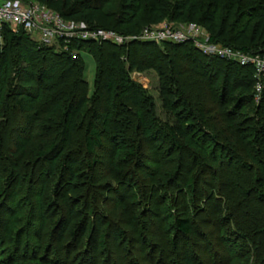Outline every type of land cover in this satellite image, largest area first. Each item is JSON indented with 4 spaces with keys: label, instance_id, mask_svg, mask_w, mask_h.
Returning a JSON list of instances; mask_svg holds the SVG:
<instances>
[{
    "label": "rangeland",
    "instance_id": "1",
    "mask_svg": "<svg viewBox=\"0 0 264 264\" xmlns=\"http://www.w3.org/2000/svg\"><path fill=\"white\" fill-rule=\"evenodd\" d=\"M8 1L37 3L32 0ZM103 1V11L110 15L111 20L117 21L116 31L99 28L95 25L89 27L81 19L70 21L83 24L82 27L87 30L102 29L122 35L124 38L136 36L137 33H141L147 28H158L165 23L179 25L183 28L190 24L175 20L172 11L175 2L183 3L185 0H171L167 3L163 0ZM187 1L204 10L216 11L215 25L217 29L220 30L227 22L231 38L248 27L250 32L247 35L249 39L247 43L229 41L227 45L233 46L232 48L238 51L242 46L249 48L257 46L262 50L259 55L264 56L262 44L257 45L256 42L252 45L249 44L256 23L253 15L264 14V0ZM129 5L136 9V16L131 23H125L123 22L126 21L125 15L122 11ZM151 6L161 12V15L167 14L168 17L158 23H153L150 19L154 16H148ZM227 7L234 8L233 15L228 20H226ZM155 17H159V15ZM202 29L205 32L204 37H210L208 30L205 27ZM92 48V46L84 47L79 52L84 62L82 76L87 84L88 100L83 107L87 110L92 107L91 98L97 71L95 58L91 54ZM56 50L65 51L58 47ZM10 51L12 52L10 54L14 53L17 59L15 64L9 66L10 71L5 82L7 87L15 82L14 79H11L14 76L12 73H15L14 69L11 72L12 68H17L19 79L22 73L34 70L38 65V60L31 61L30 56L32 55L25 45L11 47ZM5 52L0 48V56L2 55L0 57V79L3 74L1 58L7 54ZM141 57L142 55L138 54V57L134 59V61L140 62V69H133L129 73V77L140 87L143 100L151 99L153 106L146 105L147 110H144L145 105L141 104L140 96L138 100L140 107L143 108L130 110L139 116L141 114L144 117H154L161 125H173L180 122L185 127L189 126V137H193L199 147L204 148L208 153L201 154L187 138L179 139L178 145L181 147L179 151L168 140L160 141L158 138L155 142L148 141L140 131H133L132 135L128 134L136 125V115L131 117L128 115L130 111H126L128 108L117 106L120 100L114 90L108 101L104 99L100 102L102 107L100 113L102 115L110 114L109 116L113 118L115 116L118 124L113 135H116L114 139H107L108 133L112 135L114 130L109 129V126L105 130L102 121L95 124L104 142L102 151L97 152L92 162L84 155L86 152L82 143L84 129L80 128L72 134L73 141L78 144L74 156H78L79 162L71 173L73 175L71 181L68 179L69 172L64 167L67 163L66 159L61 158L55 163L51 159L52 167L48 169L45 164L47 160L44 162L37 157L38 152L51 140H54L55 143H62L64 128H61L66 120L63 118V109L60 105L50 109L51 105L46 102L43 104V101L48 98L39 101L38 97L41 95V90H39L37 97L34 98L33 106H29L26 102L23 107L24 111L19 112L14 109L10 114V123L3 131L8 139L5 137L3 151L0 154L2 169L0 173L5 177H2V186L5 185V191L14 192L13 203L7 202V205L11 209L10 214L16 213L17 207L20 208L18 215L23 225L21 229L26 228V232L25 235L23 234L24 237L22 235L21 241L17 242L21 229L16 231V238H13V241H16L15 244L12 243V240L8 241L4 229L9 226L10 214L0 212V264H188L187 262L190 264H251L248 262L250 257L244 251L246 248L226 245L221 242L220 237L223 235V231L220 230L224 225L220 224V220L223 212L217 211L214 204L209 203L211 207H206L203 203L198 202L199 207L195 209L197 217L194 216L192 220L193 234L187 238L175 235L170 228L172 224L169 218L171 203L169 200L166 201L164 192V189L169 190L173 194V198L176 199L180 197V189L184 187L185 183L189 179H194L197 193L208 195L213 187L216 188L223 181H233L238 188L231 192L225 188L223 191L226 195L235 196L238 191L246 192L244 194L246 199L241 200L240 204L238 202L242 198L237 200L236 208L232 210L234 215L246 221L253 218L256 219L257 225H264V130L260 134L259 140L254 141L253 134L251 136L252 128L259 129L258 125L256 127L254 124L255 118H253L256 114L257 103L246 105L244 108L236 105V99L247 97L251 94V90L236 87L229 89V86L225 89L222 85V76H219L215 81L216 76L212 70L209 71V74L215 79L211 82V86L208 85V93L206 89L203 92H198L197 106L192 107L168 93L163 94L159 89L160 76L154 68H143ZM120 59V62L110 61L109 67L115 69L121 63L120 66L127 70L128 64L125 62L124 56ZM131 61L132 59H129L128 63ZM194 66L195 64H184V67L198 71L193 68ZM52 68L49 67V71ZM55 69L56 67L53 70ZM219 69L223 71V65H219ZM52 74L53 71L50 72V75ZM200 79L204 81L202 77L196 78L198 81H201ZM7 87H5L6 90ZM56 90L60 91L59 98L63 91L60 88H56ZM49 94V92L46 93L48 96ZM84 116L86 118V114ZM32 117L36 118V121L30 125L28 119H32ZM2 120L0 109V121ZM214 123L215 125L218 123V126H213ZM233 125H239L240 131H244L238 132L239 141L232 137L231 126L233 127ZM259 125L264 129V123ZM22 127V137L12 141L18 128L20 130ZM57 130L58 132H56ZM27 131L28 135H25ZM117 135L121 137L119 136V138ZM131 136L134 139H139L141 152L135 163L136 169L133 170V175H130L131 178L126 183H138L139 185L142 183L145 187L141 193V203L134 205L129 202L128 193L123 188L121 194L108 193L112 191L111 187L119 185L114 177L121 158L116 146L118 143L126 142ZM202 136L203 139H198ZM227 136L230 138L227 139ZM15 141L25 142L17 156L13 154V142ZM259 153L260 155H258ZM252 156L254 157L252 158ZM88 164L91 165V168H88ZM32 168L30 188H27V180L30 176L28 173ZM142 170L153 173V179H146ZM10 183H16V185L10 186ZM231 187L234 188L232 185ZM52 191H58L56 198ZM49 193H51L50 196ZM4 197L1 200L6 199ZM89 204L96 207L103 220L100 222L97 220L98 223L95 222L92 225L86 224L84 234L80 231L79 233L82 235L80 234L81 236L74 240L71 230L78 224L82 225ZM138 212L141 214L139 217L137 216ZM106 221H109V226L106 225ZM104 234H106L105 240L101 237ZM91 235V242L88 243V238ZM227 251H230V254ZM238 255L243 258L239 259ZM184 256L187 257V262L183 259ZM226 256H228L227 259Z\"/></svg>",
    "mask_w": 264,
    "mask_h": 264
},
{
    "label": "trees",
    "instance_id": "2",
    "mask_svg": "<svg viewBox=\"0 0 264 264\" xmlns=\"http://www.w3.org/2000/svg\"><path fill=\"white\" fill-rule=\"evenodd\" d=\"M32 1L45 5L47 8L58 13L65 20L81 19L89 27L95 25L99 28H106L113 31H116V28L118 27L116 25L117 21L111 20L110 15L103 11V0ZM163 1L167 3L171 0ZM173 6L174 7L172 11L174 12L175 20L205 27L210 34L209 41L212 43H219L224 46L233 47L227 45V42L244 41L247 43L249 40L247 35L250 30L248 27L241 30L240 34L238 33L234 36V38H231L230 33H228L229 31L227 22L220 30H218L215 25L216 11L213 12L210 10H204L196 4L189 3L187 0H185L183 3L175 2ZM233 12L234 8L227 7L226 20L232 17ZM122 13L125 15L126 19V21L123 22L131 23V21L136 16V9H134V6L132 7L129 5L128 8L122 11ZM151 15L154 16L152 19H150V21L153 23H158L168 17L167 14L161 15V12H159L153 6L149 7L148 10V16L150 17ZM156 15H159V17H155ZM253 18L256 20V23L252 31L251 43L249 44L252 45L256 42L257 45L262 44L264 47V14L253 15ZM109 25L111 26L109 27ZM20 44L26 46L30 55H32L30 56L31 61L38 60V65L34 70H27L22 73L19 79V72L17 73V68H12L11 72H13L14 69L15 73H12L14 76L11 79H14L13 81L15 82L12 83L10 87H7L5 82L10 71L9 66L15 64L17 59L14 53L10 54L12 53L10 50L11 47H15ZM89 46L93 47L91 54L95 58L97 71L94 82L93 96L91 98V104L93 108L91 107L87 110L83 107L88 100L87 84L82 76L84 62L80 57L79 52L82 48ZM0 48L4 50V52L6 51L5 53H7L3 58H1L3 74L0 79V109L3 120L0 121V154L3 151L6 137L5 134H3V131L10 123V114L14 111V109L18 110L19 112L24 111L23 107L26 102L29 106H33L34 98L37 97L38 91L41 90V95L38 97L40 98L39 101H42L43 98H48L47 100L43 101V104L46 102L48 105H51L50 109L60 105V107L63 109V118H66V120H64V125L61 128H64L62 132V143H55L54 140H51L50 143L46 144V146L38 152L37 157L40 160H44V162L47 160V163L45 164L48 169L52 167V163L50 162L51 159H53V163L60 161L61 158L66 159L67 163L64 167L68 170V179L71 181L73 180V175L71 173L79 162L78 156H74V154L77 152L78 144L73 141L72 134L80 128L84 129V136L82 140L86 151L84 155L90 158V160L93 162V158L96 157L97 152L102 151L104 142L102 140V135L96 129L95 124L102 121L105 130L110 127L109 129L112 131L118 124L115 116L113 118L109 116L110 114L102 115L100 113V110H102L100 102L104 101V99L108 101V99L113 94V91L116 90V93L119 96L118 99L120 100L117 106H125L128 108L126 111H130L128 112V115L131 117L135 114L134 111L132 112L131 110H134V108L140 109L142 107H140V101H142L141 104L143 103L145 105L144 110H147L146 105H148V107L153 106L151 99L143 100L140 87L131 81L129 77V73L133 69H140V62L137 60L134 61V59L138 57V54L142 55L141 58L143 60L141 61V64L143 65V68H154L157 71L158 75L160 76L159 89L163 94L168 93L171 96L178 98V100L184 104L188 103V105L192 107L197 106L196 96L198 92H203L206 89V92L208 93V85L211 86V82H213L215 79V77L212 78V76L209 74V71L212 70H214L213 73L214 76H216L215 81L219 76H222V85L225 89L229 86V89L230 87H236L242 88L244 90H251V94L247 97L236 99V105L237 107L244 108L246 105L257 103L256 114L253 118H255L254 124L256 127L258 125L259 129L252 128L251 136L253 134V140H259L260 134H262L264 130L263 127L259 125L264 123V86L261 93L256 98V93L254 90L256 82L254 79V69L252 67H243L236 63L222 60L214 56H206L194 48L191 43H164L161 45H156L153 43L134 41L128 43L126 46H117L110 43L98 44L94 42L73 41L70 45H68L65 51H62L56 50L55 47L44 46L31 40L30 37L23 31L13 32L5 27L2 32V43ZM240 49L241 50L239 51L255 55L262 53V50H260L261 48L257 46L251 48L248 46H242ZM119 53L120 55L118 56ZM121 55L124 56L125 62L128 64V69L125 70L124 67L120 66L121 63L117 65L115 69L109 67L110 61L120 62V58L122 57ZM24 57L28 59L26 55H24ZM129 59H132V61L128 63ZM190 59H192V61H190ZM144 60L145 62H143ZM186 63L195 64L193 68H196L198 71H192L191 69L184 67V64ZM219 65H223V71L219 69ZM49 67H53L51 70L53 71L52 75H50L51 71H49ZM55 67L56 69L53 70ZM197 77H202L204 81L201 79V81L196 80ZM5 87L8 89L6 90ZM56 88H60L63 91L59 98L58 95L60 94V91L56 90ZM47 92L50 93L49 96L46 95ZM85 114L86 118L84 116ZM135 115L136 125L133 130L131 129V131L128 132V134L132 135L133 131H140L143 136L145 135V139L148 141L152 140L155 142L158 140V138H160V141L165 139L168 140L172 146H174L179 151L181 149V147L178 145L179 139L187 138L190 144L194 148H197L201 154L205 155L208 153L204 148L199 147L197 141L193 137H189V126L185 127V125L180 122H177L173 125H161L158 121H156V119H154V117H144L141 114L140 116L137 114ZM28 121L31 125L34 121H36V118H29ZM213 126H218V123L217 125L214 123ZM231 128L233 129V131H231L233 134L232 137H234L236 141H239L240 135L238 132L242 133L244 131H240L241 128H239V125H233ZM22 129L23 127L20 130L18 128V131H16L17 133L13 136L14 139L12 141L22 137ZM56 132H58V130ZM114 132H116V130L113 131L112 135L108 133L107 139H114V136L116 135H113ZM117 133L119 132L117 131ZM11 134H13L12 131ZM25 135H28V131L25 132ZM117 136L119 137L120 135ZM6 138L8 139V137ZM228 138L230 137L227 136V139ZM198 139H203V136ZM138 140L139 139H134V137L131 136V138H128L126 142H122V144L118 143V146H116V148L119 149L121 158L119 161V167L114 172V177L119 185L115 187L110 186L112 191L108 192L113 194H121V191L123 192V190H125L128 193L127 195L131 205L141 203V193H143L145 188L142 183L140 185L138 183H126L128 182L127 180L133 175V170L136 169L135 163L137 162L141 152V143L138 142ZM24 145L25 142H13L14 156L19 154L22 146ZM258 155H260V153ZM253 157L254 156H252V158ZM212 162L216 163L215 161ZM88 166V168H91L90 164H88ZM1 170L2 169L0 167V171ZM32 171L33 168L28 173L30 176L27 180V188H30L29 183L31 182ZM142 174L146 179H153L154 177L153 173L144 172V170H142ZM2 177L5 178L4 175L2 176L0 173V212H8V214H10L11 209L7 205V202H10L11 204L13 203L14 192L9 193V191H5V185L2 186ZM25 178H27V176H25ZM134 178L135 177L133 176L132 179L134 180ZM235 184L236 183L233 181H223L220 183V185L216 186V188L213 187L210 191L211 193L207 195L197 193L194 186V179H189L185 183L184 187L180 189V197H178L179 200L178 198H173V194L169 190L164 189L165 199L166 201L169 200L171 203V216L169 217L172 221V224L170 225L171 231L178 236L185 238L190 237L194 232L192 220L194 216H196L195 209L199 207L198 204L201 202L206 207H211L209 203L214 204L213 206H216L217 211L223 212V215L221 214L222 217L220 220V224L224 225L222 230H220L223 231V235L220 237L221 242H224L226 245L231 244V246L246 248L248 251H244L250 257V261L248 259V262H251V264H264V231H261L264 229V225H257L256 219L253 218L249 221L240 219L232 212V210H235L236 208L237 200L242 198L238 202V204H240L241 200L246 199L244 197L246 192L238 191L239 193L237 192L235 196H230V194L226 195L223 191L225 188H227V191L229 192L238 188V186ZM15 185L16 183H10V186ZM231 185L234 188H232ZM119 189L121 190L119 191ZM246 189L248 190V188ZM153 190H155L154 187ZM57 193L58 191H52V194L55 198L57 197ZM50 194L51 193H49V196ZM3 197L6 199L1 200ZM58 198H60L59 195ZM94 205H96V203H94ZM94 205H87V211L85 213V218L83 219L82 225L78 224L71 230V236L74 240L84 234L86 224L92 225L95 222L98 223L97 220L99 222L103 220V217L99 216L100 213ZM19 210L20 208L17 207V211L15 210L16 213H11L9 215V226L4 229L8 241L12 240V243L14 244L16 241H13V238H16V231L20 230L23 226L19 220ZM137 214L136 215L138 217L141 216L139 212ZM108 222L109 221H106V225L109 226ZM80 231H82V234L79 233ZM25 232L26 228L20 230V238L17 240V242L21 241L22 235ZM101 237H103L105 240L106 234ZM91 239L92 235L90 238H88V243L89 241L91 242ZM228 250H230V247H228ZM227 253L230 254V251H227ZM227 257L228 256H226V259ZM238 258L241 259L243 256L238 255ZM183 259H185L187 262L186 256H184ZM223 259L225 260V258ZM187 263L190 264V262Z\"/></svg>",
    "mask_w": 264,
    "mask_h": 264
},
{
    "label": "built area",
    "instance_id": "3",
    "mask_svg": "<svg viewBox=\"0 0 264 264\" xmlns=\"http://www.w3.org/2000/svg\"><path fill=\"white\" fill-rule=\"evenodd\" d=\"M83 24L63 19L58 13L40 3H13L0 0V44L2 32L6 27L13 32L23 31L31 40L48 47L66 50L73 41L110 43L122 46L134 41L161 45L164 43H191L194 48L206 56L254 69L255 97L264 86V56L245 53L232 47L212 43L204 37L202 26L190 23L188 27L163 24L158 28H147L136 36L124 38L122 35L102 29L87 30Z\"/></svg>",
    "mask_w": 264,
    "mask_h": 264
}]
</instances>
